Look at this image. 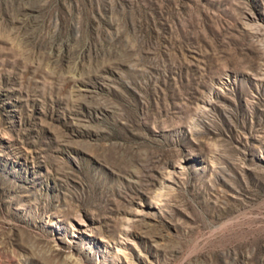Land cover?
I'll return each instance as SVG.
<instances>
[{
    "label": "rangeland",
    "instance_id": "rangeland-1",
    "mask_svg": "<svg viewBox=\"0 0 264 264\" xmlns=\"http://www.w3.org/2000/svg\"><path fill=\"white\" fill-rule=\"evenodd\" d=\"M0 264H264V0H0Z\"/></svg>",
    "mask_w": 264,
    "mask_h": 264
}]
</instances>
